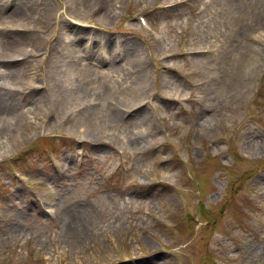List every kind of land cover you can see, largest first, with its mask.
<instances>
[{
    "label": "rangeland",
    "instance_id": "374dc122",
    "mask_svg": "<svg viewBox=\"0 0 264 264\" xmlns=\"http://www.w3.org/2000/svg\"><path fill=\"white\" fill-rule=\"evenodd\" d=\"M1 1L0 52L22 29L28 54L0 62V264H264V0H34L26 27ZM82 60L95 106L72 118L51 87Z\"/></svg>",
    "mask_w": 264,
    "mask_h": 264
},
{
    "label": "bare ground",
    "instance_id": "6f19581e",
    "mask_svg": "<svg viewBox=\"0 0 264 264\" xmlns=\"http://www.w3.org/2000/svg\"><path fill=\"white\" fill-rule=\"evenodd\" d=\"M96 1H97L96 4H98L99 0H96ZM236 1L237 0H228V3L230 4V6H234L236 4ZM34 4H35L34 0H23L22 4L19 6L17 5V7L15 6L7 17L12 21V23H18L19 25H23L20 27H26L24 25H26L27 23L30 24V22H32L35 19V17L37 18V15H34L32 13ZM1 6H2V1L0 0V9H1ZM4 9H6V8L4 7ZM47 9H48V2L45 4V7L43 9L45 11V13H47ZM263 9H264L263 4H254L253 6H251V8L249 9V12H248V20L252 21V20L256 19ZM105 15L109 16V14H107V13H105ZM46 20L47 19H45L43 21L46 22ZM249 27H250V25L248 23L245 24V26L241 29V31H239V34L240 35H246ZM63 28L69 32H72V30L69 27H63ZM21 32H22V29H19L18 30V38L13 39L11 42L8 41L4 45L2 51L0 52V62H2L3 65H9V67H8L9 70L16 68V66H15L16 63L20 62L18 59L20 56H24V55L28 54L25 52V49H24V43H25V40L27 39V36L21 35V34H23ZM78 33H77L78 36H76V40H74V47L76 48V50L81 51L83 53V55H85L86 50L81 49L79 44L84 45L82 39L87 40V38H89V37L80 36ZM187 49L188 50L185 53L191 54V55H193V54L199 55L201 52H204V51L207 52V55H211L214 51V49L211 46L205 45L202 43H198V46L195 47L194 43L192 41L189 42V47ZM87 52H88V50H87ZM128 53L132 57H134V58L136 57V53H134L132 51L130 46L128 49ZM168 56L169 57H178V56L182 57L181 55H178L177 53H172ZM90 57H93V56H90ZM82 62H83V60L79 63L80 64L79 66H75L72 68L69 64L68 66L70 68H65L63 71H61L59 73V82H58L59 88H62L64 90L67 87V85H72V79L78 76L80 78L79 84L83 85V89L80 88L79 91L83 90L86 93V89H88V88H86L87 87V79H88V77H90L89 75L91 72V69H90L91 67L87 66L86 64H83ZM110 66H111V64L107 65V67H110ZM102 67L104 68V66H102ZM5 68H7V67H5ZM133 69H135L136 71H141L140 68H133ZM79 78H77V79H79ZM17 83H19V82L15 81L13 83L12 81H10L11 85L17 84ZM15 90H16V94L21 93V89L16 87ZM60 92H61V90L57 91L55 94H60ZM52 94H54V93H52ZM68 99H69V101L71 100L70 97ZM94 106H95V104H94ZM94 106L89 110L86 117L89 116V114L91 113ZM3 109H4V104H3V101L0 100V110H3ZM79 111H78V109H76V113L78 115L80 114ZM108 116L111 120H116V119H118V117H120V114H119V112H117L114 109L113 105H110V113L108 114ZM1 118L2 117L0 114V126L3 123V119H1ZM120 119H121V117H120ZM139 120H140L139 122H136V123L134 122V123L128 124V126L132 128L131 133H135L134 128L141 123H145L147 119L144 116H141L139 118ZM6 124H7L6 121H4V125H6ZM49 210H51V208ZM43 214L46 215L47 213L44 212ZM67 215H65V214L61 215V211L56 215V219L58 221V227L60 229V236H61L62 241L65 245H67V242L71 241L74 237L71 233V223H76L77 221L80 220V217H78V213H70V214L67 213ZM63 220H69V223L65 224L64 227L62 224ZM75 242H76V238L74 240V244H75ZM60 255H62L59 257V260L61 261L60 264L65 263L66 262L65 254H63V252H62V253H60Z\"/></svg>",
    "mask_w": 264,
    "mask_h": 264
}]
</instances>
